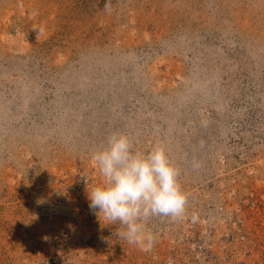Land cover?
Returning a JSON list of instances; mask_svg holds the SVG:
<instances>
[{
  "label": "rangeland",
  "instance_id": "374dc122",
  "mask_svg": "<svg viewBox=\"0 0 264 264\" xmlns=\"http://www.w3.org/2000/svg\"><path fill=\"white\" fill-rule=\"evenodd\" d=\"M113 132L188 194L150 251L89 208ZM0 264H264V0H0Z\"/></svg>",
  "mask_w": 264,
  "mask_h": 264
},
{
  "label": "clouds",
  "instance_id": "9594fccd",
  "mask_svg": "<svg viewBox=\"0 0 264 264\" xmlns=\"http://www.w3.org/2000/svg\"><path fill=\"white\" fill-rule=\"evenodd\" d=\"M91 159L104 182L87 191L89 208L97 216L103 214L106 221L119 222L123 227L116 234L129 244L150 251L156 235L148 228V220L185 216L188 194L179 182V169L162 146L147 153L135 151L127 134L113 132Z\"/></svg>",
  "mask_w": 264,
  "mask_h": 264
}]
</instances>
